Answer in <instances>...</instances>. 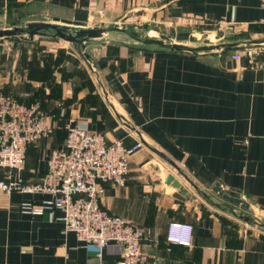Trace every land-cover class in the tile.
I'll return each instance as SVG.
<instances>
[{
	"label": "crops",
	"instance_id": "0c3cea01",
	"mask_svg": "<svg viewBox=\"0 0 264 264\" xmlns=\"http://www.w3.org/2000/svg\"><path fill=\"white\" fill-rule=\"evenodd\" d=\"M84 12L89 28L135 16L198 34L252 28L255 34L243 41L264 38L260 0H0V23L14 26L72 20ZM141 45L91 41L87 52L110 105L102 103L95 111L63 109L52 116L43 109L53 134L28 147L26 183L40 181L71 127L85 126L129 147L141 141L125 185L108 183L102 206L147 232L149 240L141 247L145 264H264V47L235 60L234 53L194 55ZM57 49L67 45L40 48L38 63L51 62ZM44 89L42 98H54ZM170 174L180 188L165 183ZM217 184L248 202L251 211L215 194ZM50 199L0 191V264L119 263L118 244L110 243L99 256L96 247L65 232L59 214L44 209ZM224 202L257 217L263 228L235 226ZM172 223L194 227L191 247L167 242Z\"/></svg>",
	"mask_w": 264,
	"mask_h": 264
},
{
	"label": "built area",
	"instance_id": "2783aa9c",
	"mask_svg": "<svg viewBox=\"0 0 264 264\" xmlns=\"http://www.w3.org/2000/svg\"><path fill=\"white\" fill-rule=\"evenodd\" d=\"M260 1L264 8V0ZM243 54L235 52L233 59L239 60ZM88 65L101 80L96 65ZM52 134L50 118L40 106H26L0 89V191L50 195L44 209L53 216L59 214L65 232L75 233L80 241L96 247L99 256L110 243L118 244L122 248L118 264H145L141 247L149 240L147 232L102 206L106 185H125L130 158L143 143L138 141L129 147L125 140L109 142L103 134L85 126L71 127L65 145L51 153L40 181L26 183L23 172L28 147ZM193 233L190 224L172 223L167 241L191 247Z\"/></svg>",
	"mask_w": 264,
	"mask_h": 264
},
{
	"label": "rangeland",
	"instance_id": "374dc122",
	"mask_svg": "<svg viewBox=\"0 0 264 264\" xmlns=\"http://www.w3.org/2000/svg\"><path fill=\"white\" fill-rule=\"evenodd\" d=\"M25 26V25H23ZM14 27L12 22L0 23V28ZM96 28V27H95ZM100 28H120L134 35L139 39L161 40L160 35L170 36L176 41L179 31L175 26L154 25L149 22H142L138 18L130 17L123 20L101 24ZM252 28H226L225 38L217 39L216 33L198 34L191 32L194 42L187 41V45H202L206 39L215 44L220 42L243 41L253 34ZM72 32V28L70 29ZM55 32L50 30L46 36H39L30 40L27 36H17L0 39V89L6 90L12 97L23 100L30 104L41 107L52 115L66 110L78 109L84 111H95L102 103L110 105L102 81L99 80L89 65L83 64L86 61L84 55L90 46L91 41L108 39L112 44H120L122 41L133 48L142 46L135 39L121 32L105 34L100 39H92L86 44V49L79 53L78 48L70 42L60 38H53L49 34ZM264 39V38H258ZM168 43V42H167ZM67 45V49H57L51 62L38 63L41 56L40 48H47L48 45ZM70 51V52H69ZM43 55V54H42ZM35 61L37 63L35 64ZM4 80V81H3ZM5 83L4 85L2 83ZM40 82V83H38ZM47 86L54 97L44 99V87ZM62 109V110H61ZM64 109V110H63ZM226 203V202H224ZM224 211L235 226L251 227L260 230L263 223L257 217L249 215L241 208L226 203ZM230 205V206H228Z\"/></svg>",
	"mask_w": 264,
	"mask_h": 264
},
{
	"label": "water",
	"instance_id": "95a60500",
	"mask_svg": "<svg viewBox=\"0 0 264 264\" xmlns=\"http://www.w3.org/2000/svg\"><path fill=\"white\" fill-rule=\"evenodd\" d=\"M88 13L77 14L72 20H61L55 18L51 22H31L25 26H14L11 28H0V39L27 36L30 40H33L36 36L47 35V31H54V34H49L53 38H60L64 41L70 42L78 48L79 53H82L86 49V44L92 39H100L105 34L110 32H123L135 39L138 43L143 45H155L162 48L169 49L176 52H187L194 55L208 54L212 52L222 53H235L245 52L246 55H250L251 51L264 47V39H254L250 41H232V42H220L215 44L210 39H206L202 45H187V41L194 42V37L189 32L178 33L176 35V41L170 36L160 35L161 40H145L139 39L134 35L128 33L126 30L120 28H89ZM72 28V32L70 29ZM225 38L223 32L217 33V39L222 40ZM168 42V43H167ZM87 63L92 62L90 55L85 53L84 55ZM163 158L168 161L180 175H182L187 181L188 178L178 168V166L169 157L162 155ZM190 182V181H189ZM165 183L172 185L175 188H180L181 184L176 178L170 174L165 180ZM214 193L221 197L224 201L231 203L237 207H241L246 211H251L250 204L242 199L231 196L225 192L220 184H217L214 188Z\"/></svg>",
	"mask_w": 264,
	"mask_h": 264
},
{
	"label": "trees",
	"instance_id": "16d2710c",
	"mask_svg": "<svg viewBox=\"0 0 264 264\" xmlns=\"http://www.w3.org/2000/svg\"><path fill=\"white\" fill-rule=\"evenodd\" d=\"M168 242V241H167ZM169 243V242H168ZM169 244H171V243H169Z\"/></svg>",
	"mask_w": 264,
	"mask_h": 264
}]
</instances>
